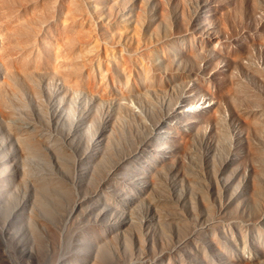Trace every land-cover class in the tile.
I'll use <instances>...</instances> for the list:
<instances>
[{
	"label": "rangeland",
	"instance_id": "374dc122",
	"mask_svg": "<svg viewBox=\"0 0 264 264\" xmlns=\"http://www.w3.org/2000/svg\"><path fill=\"white\" fill-rule=\"evenodd\" d=\"M71 2L64 52L78 71L63 58L73 77L35 72L39 99L22 80L0 106V172L13 176L0 205L38 219L43 239L86 225L115 264H264V0ZM41 186L82 207L54 227L33 213Z\"/></svg>",
	"mask_w": 264,
	"mask_h": 264
},
{
	"label": "bare ground",
	"instance_id": "6f19581e",
	"mask_svg": "<svg viewBox=\"0 0 264 264\" xmlns=\"http://www.w3.org/2000/svg\"><path fill=\"white\" fill-rule=\"evenodd\" d=\"M71 4V0H0V64L3 78L8 80L4 79L5 82H0V106L2 108H14V103L19 98H17V92L12 91L11 87L12 84L23 86L22 80L30 86V89L32 88V94L36 98L41 97L36 86L35 72L38 74V72L41 73L50 68L54 70L57 67L56 72L58 71L61 78L66 74L63 77L66 80L69 73L61 72L65 73L61 75L59 65L65 64L70 67L68 70L78 71L79 65L73 62L76 59L68 51L64 52L67 41L63 35L65 29L62 20L67 17ZM69 47L72 49L74 45L70 44ZM53 57L55 62L57 58L59 63L66 58L67 63L64 61V64L62 62L56 66L52 60ZM51 64L55 67L52 68ZM64 66H62L63 70L66 67ZM72 72L69 77H73ZM78 73L74 76H78ZM19 141L26 151L35 149L31 147L30 140L27 142L28 138L25 141L19 137ZM6 174V172H0V194L13 179V176L7 177ZM41 188L42 190L38 189V204L34 207L33 213L38 217H44V221L52 223L54 227L58 226L55 222L57 215L70 217L75 214V207H82V203L62 186L58 187L61 192L55 189L51 191L43 186ZM55 196L67 200L68 206L62 205V201L57 200ZM15 213L19 212L12 211L7 205H0V260L5 264H20V260L17 261L15 257L17 252L31 256L35 261L34 264H115L113 253H111L113 250H109L108 241L106 242L105 237L102 238L101 235L96 236L98 234H94L93 231L89 233L90 229L86 225L83 226V230H79V227L76 229L64 223L60 232L49 233V237L43 239L39 229L43 230L45 227L38 219L30 218L29 224L24 225L14 216ZM22 232H25V236L30 241L38 245L37 250L26 247L25 237L20 236ZM137 236L142 241L141 236ZM41 247H43L42 251L39 250ZM88 256L92 258L88 260Z\"/></svg>",
	"mask_w": 264,
	"mask_h": 264
}]
</instances>
